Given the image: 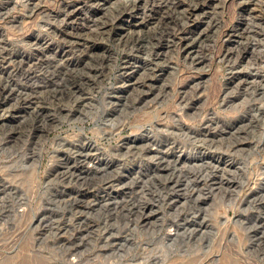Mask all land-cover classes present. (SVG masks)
I'll list each match as a JSON object with an SVG mask.
<instances>
[{
    "label": "rangeland",
    "instance_id": "obj_1",
    "mask_svg": "<svg viewBox=\"0 0 264 264\" xmlns=\"http://www.w3.org/2000/svg\"><path fill=\"white\" fill-rule=\"evenodd\" d=\"M157 1L0 0V264H264V0Z\"/></svg>",
    "mask_w": 264,
    "mask_h": 264
},
{
    "label": "bare ground",
    "instance_id": "obj_2",
    "mask_svg": "<svg viewBox=\"0 0 264 264\" xmlns=\"http://www.w3.org/2000/svg\"><path fill=\"white\" fill-rule=\"evenodd\" d=\"M191 1L194 4L193 5L194 9H198L199 10V9H203L204 7H207V8L215 7V4H214L215 1L214 0H191ZM177 4L178 3L176 2V0H159V1L156 2L155 8H157L158 10L167 9V11H164L165 13H161L159 16L156 17L157 20L159 21V25H160L159 30H163L164 25H167L166 23L168 21L166 22V20L170 19L171 17L172 18H176L175 14H174L175 12L172 13V11L175 10V8L177 9ZM241 6L243 8H247V9L249 8V10H252V11H255V12L262 11V10H260V8L256 4L252 3V1H245V2H243L241 4ZM163 32H164V30H163ZM164 33L166 34V32H164ZM170 34H171V32H170ZM176 34H178V33H176ZM70 36L75 41L74 46L75 47H79L81 55L78 56L79 57L78 60H74L75 62L76 61L79 62L81 60L80 56H82V58L87 57L88 53H90L92 51V49L95 47L96 38L94 39V38H91V37L86 36V35L82 36V35H80L78 33H71ZM178 39H181V37L180 38L178 37ZM167 41H169V43H170L171 42L170 38H168V40L164 41V44H167L168 43ZM69 61H71V60H69ZM196 248H198V246ZM193 254L196 255L195 253H193ZM262 256L264 257V254H262Z\"/></svg>",
    "mask_w": 264,
    "mask_h": 264
}]
</instances>
